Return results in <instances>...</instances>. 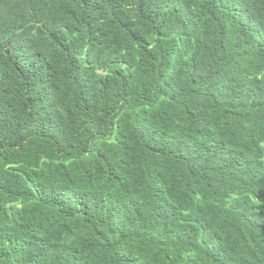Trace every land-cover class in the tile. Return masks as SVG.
<instances>
[{
  "label": "trees",
  "instance_id": "trees-1",
  "mask_svg": "<svg viewBox=\"0 0 264 264\" xmlns=\"http://www.w3.org/2000/svg\"><path fill=\"white\" fill-rule=\"evenodd\" d=\"M0 264H264V0H0Z\"/></svg>",
  "mask_w": 264,
  "mask_h": 264
}]
</instances>
